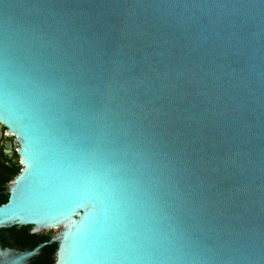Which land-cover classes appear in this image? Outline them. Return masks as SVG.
<instances>
[{
	"label": "water",
	"instance_id": "water-1",
	"mask_svg": "<svg viewBox=\"0 0 264 264\" xmlns=\"http://www.w3.org/2000/svg\"><path fill=\"white\" fill-rule=\"evenodd\" d=\"M1 130L0 264H264V0H0Z\"/></svg>",
	"mask_w": 264,
	"mask_h": 264
},
{
	"label": "trees",
	"instance_id": "trees-1",
	"mask_svg": "<svg viewBox=\"0 0 264 264\" xmlns=\"http://www.w3.org/2000/svg\"><path fill=\"white\" fill-rule=\"evenodd\" d=\"M19 172V168L14 169L9 177L1 178L0 177V197L5 198V201L8 197V182ZM4 233L8 237L9 241H12L13 244H18L20 248L25 247H34L37 244H40L44 241H47L50 238V232L41 231V232H32L31 226L22 225L17 226L13 225L7 228H3ZM57 242H52L45 244L42 247V251L38 257L34 260L33 264H54L55 253L57 250Z\"/></svg>",
	"mask_w": 264,
	"mask_h": 264
},
{
	"label": "flooded vegetation",
	"instance_id": "flooded-vegetation-1",
	"mask_svg": "<svg viewBox=\"0 0 264 264\" xmlns=\"http://www.w3.org/2000/svg\"><path fill=\"white\" fill-rule=\"evenodd\" d=\"M17 147H18V142L16 141L15 136H8L5 134L4 130H1L0 133V177L1 178L9 177L10 173L16 168H19L20 171L21 164H20V160L17 158ZM10 181L8 182L7 186L9 185ZM49 232H50L49 233L50 237L52 236V234L57 233L52 231ZM10 242L12 243V241ZM16 246L19 247L18 244H16Z\"/></svg>",
	"mask_w": 264,
	"mask_h": 264
},
{
	"label": "rangeland",
	"instance_id": "rangeland-1",
	"mask_svg": "<svg viewBox=\"0 0 264 264\" xmlns=\"http://www.w3.org/2000/svg\"><path fill=\"white\" fill-rule=\"evenodd\" d=\"M62 229V227L55 228V229H47L46 231H52V232H59Z\"/></svg>",
	"mask_w": 264,
	"mask_h": 264
}]
</instances>
